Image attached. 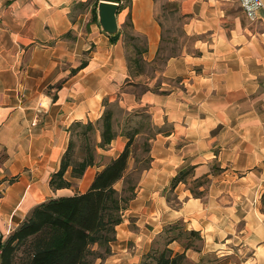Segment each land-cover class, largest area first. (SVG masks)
<instances>
[{"label":"crops","instance_id":"obj_1","mask_svg":"<svg viewBox=\"0 0 264 264\" xmlns=\"http://www.w3.org/2000/svg\"><path fill=\"white\" fill-rule=\"evenodd\" d=\"M95 1L0 0L3 240L35 205L85 192L123 150L118 127L110 144L97 146L106 100L126 112L142 108L161 131L149 142V164L109 252L92 264H140L178 232L168 231L175 223L199 234L168 243L184 253L183 264H264V0L254 19L238 0H168L191 44L161 71L136 76L126 34L144 39L143 59L151 63L163 36L155 1L118 2L115 36L92 20ZM87 122L96 127V165L78 179L68 169L73 186L52 189L49 179L76 124Z\"/></svg>","mask_w":264,"mask_h":264},{"label":"trees","instance_id":"obj_2","mask_svg":"<svg viewBox=\"0 0 264 264\" xmlns=\"http://www.w3.org/2000/svg\"><path fill=\"white\" fill-rule=\"evenodd\" d=\"M97 2L91 8L92 20L95 21ZM125 43L128 69L133 76L146 73L147 65L151 66V71H161L168 58L162 59L159 56L161 46L155 59L147 64L143 59L146 51L143 38L127 33ZM104 106L102 116L97 121L101 127L100 141L97 143L100 148L110 144L119 126L117 117H114V104L104 100ZM125 113L126 118L119 127L120 135L126 138L123 150L95 173L85 192L50 198L35 205L3 241L1 264H92L91 257H101L109 252V242L115 237V226L121 222L124 210L135 196L141 171L149 164V142L161 131L152 125L145 110ZM76 126L80 129L70 137L59 168L49 179L52 189L73 186V182L64 176L68 169L70 177L78 179L87 167L96 165L95 145H91L95 125L87 122L85 125L77 123ZM139 136L144 139L142 146L147 154L143 160L145 163L143 166L134 164L129 169L131 159L136 162L139 160L134 151ZM74 138H78L82 144L78 155L74 153ZM186 173L182 171L176 175L172 179L171 188L183 180ZM118 182H121L119 189L116 188ZM194 194L200 195L201 192ZM176 228H179L178 232L167 236L163 245L149 250L140 264H183L184 253H173L167 247L168 243L183 236L187 239L198 238L199 234L193 230L180 229L178 223L168 227V231ZM94 246H97L96 250Z\"/></svg>","mask_w":264,"mask_h":264},{"label":"rangeland","instance_id":"obj_3","mask_svg":"<svg viewBox=\"0 0 264 264\" xmlns=\"http://www.w3.org/2000/svg\"><path fill=\"white\" fill-rule=\"evenodd\" d=\"M156 3V18L160 22V25L162 27L163 36L161 41V50L159 56L162 57V59L169 57V56H175L179 55L184 47H188L191 44V40L187 39V37L184 35L181 29L182 24V18L177 12L176 5L174 3H168V0H154ZM89 7L86 8H78L75 11H88ZM151 70V66H146V70ZM115 107V117H117L119 121V126L123 123L124 119L126 118L125 111H121L116 106ZM139 111L143 110L142 108L138 109ZM95 139L96 137H91V145H95ZM143 137L139 136L135 141V154H137V162L134 159L130 160V166L133 167L134 164H137L138 166H143L145 163L143 160L145 156L147 155L145 151L143 150ZM81 141L78 138H74V153L75 155H78L81 151ZM121 187V182H118L116 184V188ZM101 251V250H100ZM94 257H91L93 259Z\"/></svg>","mask_w":264,"mask_h":264},{"label":"water","instance_id":"obj_4","mask_svg":"<svg viewBox=\"0 0 264 264\" xmlns=\"http://www.w3.org/2000/svg\"><path fill=\"white\" fill-rule=\"evenodd\" d=\"M116 1L100 0L97 2L96 14L98 24L101 30L109 36H115L118 33V24L116 15L119 4Z\"/></svg>","mask_w":264,"mask_h":264},{"label":"built area","instance_id":"obj_5","mask_svg":"<svg viewBox=\"0 0 264 264\" xmlns=\"http://www.w3.org/2000/svg\"><path fill=\"white\" fill-rule=\"evenodd\" d=\"M242 10L246 14V16L250 19H254L256 15V11L263 7L262 0H238ZM3 237L0 233V264H1V256H2V247H3Z\"/></svg>","mask_w":264,"mask_h":264},{"label":"bare ground","instance_id":"obj_6","mask_svg":"<svg viewBox=\"0 0 264 264\" xmlns=\"http://www.w3.org/2000/svg\"><path fill=\"white\" fill-rule=\"evenodd\" d=\"M116 3V2H115ZM118 3V2H117ZM119 4V3H118Z\"/></svg>","mask_w":264,"mask_h":264}]
</instances>
